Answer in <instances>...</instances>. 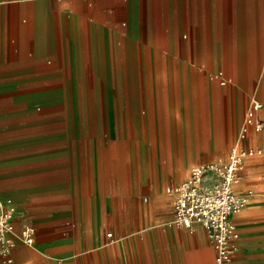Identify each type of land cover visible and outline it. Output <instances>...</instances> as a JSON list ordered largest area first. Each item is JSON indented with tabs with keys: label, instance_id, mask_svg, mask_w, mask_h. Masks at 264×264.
<instances>
[{
	"label": "crops",
	"instance_id": "obj_1",
	"mask_svg": "<svg viewBox=\"0 0 264 264\" xmlns=\"http://www.w3.org/2000/svg\"><path fill=\"white\" fill-rule=\"evenodd\" d=\"M33 79L73 89L69 123L82 129L49 137L61 150L43 162V192L24 180L14 218L35 243L17 239L0 264H218L203 228L174 223L159 180L228 159L251 98L264 121V0H0V107ZM99 88L106 110L120 96V122H96ZM245 145L261 153L238 190L255 194L235 216L241 240L224 264H264V131Z\"/></svg>",
	"mask_w": 264,
	"mask_h": 264
},
{
	"label": "rangeland",
	"instance_id": "obj_2",
	"mask_svg": "<svg viewBox=\"0 0 264 264\" xmlns=\"http://www.w3.org/2000/svg\"><path fill=\"white\" fill-rule=\"evenodd\" d=\"M50 5L55 6L56 2ZM244 66L246 68L247 64H241L242 68ZM227 67L229 68L227 64H224V70ZM41 68L42 70L33 67L32 76L39 77L44 75L43 66ZM223 80L225 79L218 74L216 81L220 84ZM66 82H69V80H66ZM51 83L57 82L54 80ZM232 83L241 85L238 80L230 79V81H227V86H231ZM16 90L18 92L26 90V92L23 94L17 93L11 98V103L0 107V184H12L6 189H1L0 187V202L13 204L16 209L20 210L17 203L24 202V180L38 179V183L34 186L39 188V192H43V162L46 161L47 155L55 154L61 150V148L57 147L55 139H49V137L72 135L73 130L82 128L76 122L69 123L71 122L70 95L65 92L73 89H43V82L33 79L32 87L28 89L17 88ZM43 91L47 93H43ZM39 96H43V103L29 105L23 99L25 97L34 98ZM107 98L109 96L104 93L103 88H99L96 94L91 95L96 122H120L121 107L118 105L120 96L113 95L112 108L110 107L111 109L108 110H106V106L110 105L105 103ZM246 109L247 105L242 121L239 124L238 135L231 147L237 144L246 146L245 142L255 134L254 127L251 126L246 138H241V131L246 122ZM123 111L125 113L124 108ZM82 114L84 115L85 112ZM122 117L125 118V114H122ZM73 134L77 135L75 131ZM211 161H220V159H209L204 162ZM188 178L189 174L186 177L184 175L161 176L159 186L161 185V189L168 194L169 186L186 181ZM18 182H21V184Z\"/></svg>",
	"mask_w": 264,
	"mask_h": 264
},
{
	"label": "built area",
	"instance_id": "obj_3",
	"mask_svg": "<svg viewBox=\"0 0 264 264\" xmlns=\"http://www.w3.org/2000/svg\"><path fill=\"white\" fill-rule=\"evenodd\" d=\"M226 80L222 81L225 84ZM263 104L257 98L250 99L246 113V122L241 131L245 139L249 127L253 126L259 138H263L264 121L259 118ZM261 153L253 147L235 145L231 148L227 161L209 162L193 166L189 178L168 188L174 204V223L194 231L203 228L210 243L216 250V262H229L239 248L241 234L237 229L235 216L240 214L254 196L252 189L238 190L245 170L247 159ZM213 177L214 182L207 186L206 179ZM16 207L0 202V255L9 256L16 246L17 239L33 245L35 229L25 226L16 231L14 218ZM111 236V234H109Z\"/></svg>",
	"mask_w": 264,
	"mask_h": 264
}]
</instances>
